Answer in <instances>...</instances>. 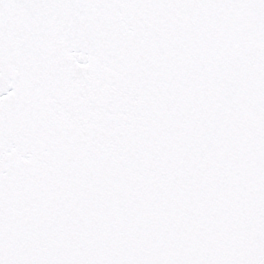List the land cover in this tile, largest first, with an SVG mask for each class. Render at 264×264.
<instances>
[{"label":"snow or ice","instance_id":"6c2138e0","mask_svg":"<svg viewBox=\"0 0 264 264\" xmlns=\"http://www.w3.org/2000/svg\"><path fill=\"white\" fill-rule=\"evenodd\" d=\"M0 264H264V0H0Z\"/></svg>","mask_w":264,"mask_h":264}]
</instances>
